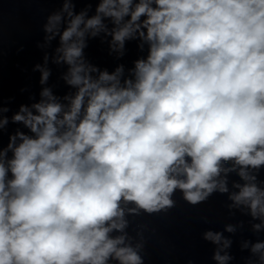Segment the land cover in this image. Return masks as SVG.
Segmentation results:
<instances>
[{
  "label": "clouds",
  "instance_id": "9594fccd",
  "mask_svg": "<svg viewBox=\"0 0 264 264\" xmlns=\"http://www.w3.org/2000/svg\"><path fill=\"white\" fill-rule=\"evenodd\" d=\"M55 2L38 93L13 111L0 91V264H145L136 217L170 213L177 191L193 208L226 196L258 237L243 264H264V0ZM93 41L114 67L89 57ZM133 41L147 52L128 66ZM202 240L234 264L232 239Z\"/></svg>",
  "mask_w": 264,
  "mask_h": 264
}]
</instances>
